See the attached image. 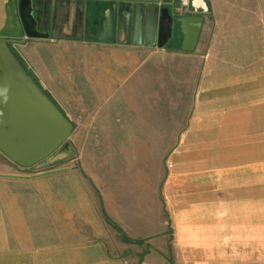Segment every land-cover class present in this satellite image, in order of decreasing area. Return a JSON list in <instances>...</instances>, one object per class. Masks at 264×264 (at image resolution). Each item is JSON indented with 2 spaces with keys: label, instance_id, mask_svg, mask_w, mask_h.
I'll use <instances>...</instances> for the list:
<instances>
[{
  "label": "crops",
  "instance_id": "1",
  "mask_svg": "<svg viewBox=\"0 0 264 264\" xmlns=\"http://www.w3.org/2000/svg\"><path fill=\"white\" fill-rule=\"evenodd\" d=\"M36 1L49 14V32L65 38L28 39L19 45L28 52H15L66 117L70 103L87 111L93 106L84 102H92L111 118V104L115 112L148 61L141 56L148 47L126 44L127 13L137 2ZM168 5H177L180 16L203 18L193 52L180 50V34L176 41V55L198 62L192 83L198 88L174 148L170 187L155 188L152 209L146 194L131 206L108 202L103 212L131 240L117 255L110 248L122 235L102 221L100 208L86 205V195L68 188L69 170L47 173L59 176V191L28 189L18 204L0 205V264L264 263V0ZM112 6L120 16L114 42H100L110 39L100 23ZM22 34L17 0H0V37ZM112 124L109 133H116ZM122 143L112 147L126 149Z\"/></svg>",
  "mask_w": 264,
  "mask_h": 264
},
{
  "label": "rangeland",
  "instance_id": "2",
  "mask_svg": "<svg viewBox=\"0 0 264 264\" xmlns=\"http://www.w3.org/2000/svg\"><path fill=\"white\" fill-rule=\"evenodd\" d=\"M23 37L22 34L18 38ZM13 48L28 52L30 46ZM178 49L173 39L162 48L148 47L147 53L141 55L142 58L148 56V61L122 95L123 100L118 102L115 112L111 104V118L107 117L108 108L101 115L92 102H84L93 106L87 111L70 103L71 118H67L76 126L69 140L45 159L46 162L37 164L40 165L37 169L18 170L0 154V205L18 204L24 199L21 194L28 189L59 191V176L49 178L45 174L67 169L71 175L68 188L86 195V205L98 207L101 212L112 199L113 202L123 199L125 207V203L131 206L132 199L140 197L141 201L145 194L148 206L154 208L155 188L161 190L164 182L165 189L170 187L167 180L174 174L173 157L179 153L174 148L188 128L198 88L192 84L198 62L179 57ZM111 122L116 133H109ZM114 142H126L127 148H113ZM34 177L37 179H30ZM29 180L32 181L27 182ZM171 186L177 189L178 183ZM160 194L158 192V197ZM101 214L102 221L107 223V218L113 223L106 213ZM125 241L123 235L118 236L117 243H112L111 253L113 248L117 249V255L123 253Z\"/></svg>",
  "mask_w": 264,
  "mask_h": 264
},
{
  "label": "water",
  "instance_id": "3",
  "mask_svg": "<svg viewBox=\"0 0 264 264\" xmlns=\"http://www.w3.org/2000/svg\"><path fill=\"white\" fill-rule=\"evenodd\" d=\"M133 12H128L125 30L126 44L164 47L176 30L182 36L180 50L193 52L203 18L180 16L174 0H135ZM17 13L24 38L0 37V154L19 168H31L55 153L73 132L74 124L62 113L28 71L13 46L28 39H64L53 31H41L34 15V0H17ZM132 16V20H131ZM112 6L101 24L109 29L114 42L118 20ZM131 40L129 41V39Z\"/></svg>",
  "mask_w": 264,
  "mask_h": 264
},
{
  "label": "flooded vegetation",
  "instance_id": "4",
  "mask_svg": "<svg viewBox=\"0 0 264 264\" xmlns=\"http://www.w3.org/2000/svg\"><path fill=\"white\" fill-rule=\"evenodd\" d=\"M162 6H166V7H169L170 6L168 4L166 5H162ZM177 10V9H176ZM34 15L36 16L37 18V21H38V28L41 30V31H50L49 30V25H48V18H49V14L47 13H44L40 10V7L38 5V2L36 0H34ZM124 21H125V18H124ZM45 22V23H44ZM46 24V27L44 26ZM179 33L178 31H174L173 34H172V37L171 39H173L174 42L177 41V39L179 38ZM170 39V40H171ZM168 43V42H167Z\"/></svg>",
  "mask_w": 264,
  "mask_h": 264
},
{
  "label": "trees",
  "instance_id": "5",
  "mask_svg": "<svg viewBox=\"0 0 264 264\" xmlns=\"http://www.w3.org/2000/svg\"><path fill=\"white\" fill-rule=\"evenodd\" d=\"M106 221H107V222H108V223H109L114 229L118 230L119 233H120L121 235H123V237H125L126 241L131 242V240L128 239V238L124 235V233H123L118 227H116L115 224L111 223V221H109L107 218H106Z\"/></svg>",
  "mask_w": 264,
  "mask_h": 264
},
{
  "label": "bare ground",
  "instance_id": "6",
  "mask_svg": "<svg viewBox=\"0 0 264 264\" xmlns=\"http://www.w3.org/2000/svg\"><path fill=\"white\" fill-rule=\"evenodd\" d=\"M195 5L203 8L202 1H195Z\"/></svg>",
  "mask_w": 264,
  "mask_h": 264
}]
</instances>
